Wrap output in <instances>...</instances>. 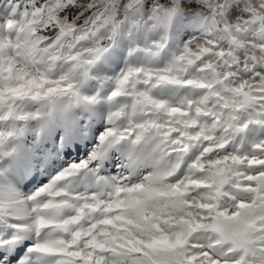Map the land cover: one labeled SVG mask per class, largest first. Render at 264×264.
Instances as JSON below:
<instances>
[{
	"label": "clouds",
	"instance_id": "clouds-1",
	"mask_svg": "<svg viewBox=\"0 0 264 264\" xmlns=\"http://www.w3.org/2000/svg\"><path fill=\"white\" fill-rule=\"evenodd\" d=\"M145 3L0 0L12 212L71 264H264V0Z\"/></svg>",
	"mask_w": 264,
	"mask_h": 264
},
{
	"label": "snow or ice",
	"instance_id": "snow-or-ice-1",
	"mask_svg": "<svg viewBox=\"0 0 264 264\" xmlns=\"http://www.w3.org/2000/svg\"><path fill=\"white\" fill-rule=\"evenodd\" d=\"M154 2L155 0H146L145 9ZM160 2L163 3V0ZM158 11L165 12L166 19L169 15L174 17L177 12L175 8H162ZM9 26H11V22H9ZM82 166L83 164H74L72 167L80 168ZM9 173H11V168L0 169V179ZM18 201L19 194L13 184H0V264H71L63 257L66 255L78 256L79 253H68L65 249L54 247L51 244L33 243L25 238L24 233L27 228L19 217V210L17 213L12 212V206L18 205ZM5 205L8 206L7 210ZM218 254L223 255V252ZM209 264H218V262L210 261Z\"/></svg>",
	"mask_w": 264,
	"mask_h": 264
},
{
	"label": "bare ground",
	"instance_id": "bare-ground-1",
	"mask_svg": "<svg viewBox=\"0 0 264 264\" xmlns=\"http://www.w3.org/2000/svg\"><path fill=\"white\" fill-rule=\"evenodd\" d=\"M51 148L53 150H57L56 146L50 143L45 144V148ZM43 161L40 159H30L27 156L21 158L16 167L14 169H11L12 179L14 182H20L21 184L24 183H29L32 184L39 176V171L38 169L42 165ZM31 172V175L29 173ZM24 178L27 177L26 179H22L20 181L17 180V178Z\"/></svg>",
	"mask_w": 264,
	"mask_h": 264
},
{
	"label": "rangeland",
	"instance_id": "rangeland-1",
	"mask_svg": "<svg viewBox=\"0 0 264 264\" xmlns=\"http://www.w3.org/2000/svg\"><path fill=\"white\" fill-rule=\"evenodd\" d=\"M57 140H59V138H56ZM56 150H53V152H55ZM83 154V149L80 146H77L75 151L69 150L68 152L65 153V159L71 158V157H75L76 159H79V157ZM38 178H42V177H38ZM35 182V181H34ZM33 182V183H34ZM32 183V184H33ZM19 186L24 190L27 191V189L29 187H31L32 184L29 185V183H24L21 184L20 182L18 183Z\"/></svg>",
	"mask_w": 264,
	"mask_h": 264
}]
</instances>
